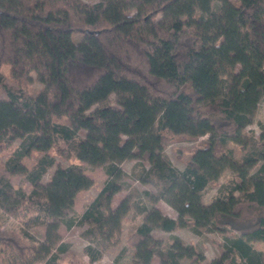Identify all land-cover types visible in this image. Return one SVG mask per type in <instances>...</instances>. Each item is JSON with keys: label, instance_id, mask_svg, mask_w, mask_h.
I'll return each instance as SVG.
<instances>
[{"label": "trees", "instance_id": "obj_1", "mask_svg": "<svg viewBox=\"0 0 264 264\" xmlns=\"http://www.w3.org/2000/svg\"><path fill=\"white\" fill-rule=\"evenodd\" d=\"M96 1L0 0V153L20 141L0 163V208L25 228L46 227L45 240L36 242L0 222V264H60L66 245L58 230L68 218L85 227L84 251L95 262L134 206L148 217L129 239V264L154 257L203 264L198 248L180 238L165 246L152 235L185 227L222 237L223 251L211 264H264V252L252 245L264 243V125L259 140L246 131L264 99V0ZM75 32L85 34L80 43ZM35 80L43 88L32 97ZM181 136L198 141L182 170L165 155ZM37 143L43 156L28 169L22 159ZM55 156L107 174L82 214L77 195L93 180L80 165L58 167L53 208L41 178ZM127 160L149 163L137 179L151 184L155 192L146 197L165 201L177 219L129 197L113 207ZM227 169L231 178L204 203ZM15 174L31 182V193L11 184Z\"/></svg>", "mask_w": 264, "mask_h": 264}, {"label": "rangeland", "instance_id": "obj_2", "mask_svg": "<svg viewBox=\"0 0 264 264\" xmlns=\"http://www.w3.org/2000/svg\"><path fill=\"white\" fill-rule=\"evenodd\" d=\"M85 2L92 4L97 1L85 0ZM219 7L220 3L215 1L213 4V10L218 9ZM84 35V33L75 32L72 35V39L75 43H80L83 40ZM9 70V67L2 68V72L5 74H9ZM33 77L35 78V76ZM42 88L43 86L35 80L28 88V91L32 97H36ZM115 100V96H112V105H117ZM257 108L258 110L253 117L252 123L246 129V131L250 133L255 140H259L262 135V126L264 125V99L261 100L259 107ZM206 139H208V135L201 137L199 140L206 141ZM19 144L20 141L15 140L10 143L9 146L4 147L3 151L0 153L1 164H6L8 158L13 155ZM197 144L198 141L190 140L181 136L179 139L172 141L171 144L167 146L165 155L175 167L182 170L191 158L192 150L195 146H197ZM230 146L235 151V159H241L240 157H242V154L239 151V147L232 144ZM42 156L39 144L37 143L33 148H31L29 155L22 159V164H24L28 169H32ZM73 164L80 165L84 169L85 174L93 180V184L89 189L83 190L77 195V205L75 206V210L77 213L82 214L85 207L96 198L107 179V174L103 167H94L75 158L69 159L55 156V163L48 169V172L43 175L41 183L47 187L48 194L50 191V199L54 208L56 204V190L52 189V174L58 167H67ZM145 166H149V163L139 160H127L121 164V167L126 175L122 179L123 190L115 196L113 200V207H116L122 199L129 197L131 202H139L140 206H145L149 209V211L153 207H156L164 215L177 219V212L165 201L158 200L157 202H153L146 197L145 191L154 193L155 189L151 184H144L137 179V174ZM253 171L256 170L254 169ZM232 175L233 171H231V169L225 170L223 176H221L217 183L211 185L206 190L204 196H202L203 202L210 203L213 196L216 195L219 190V187L226 183L227 179L231 178ZM10 182L14 187L23 189L27 193H31L33 190L31 182L22 174L12 175L10 177ZM147 217L148 213H140L139 209L135 208V206L132 207L125 219L122 221L117 239L113 242L104 243L102 245V258L95 262H90L89 257L84 251L85 247L90 244V240L85 238L83 235L85 227L76 225L73 219L68 218L65 220L66 224L62 223L58 230L61 243L66 245V250L61 255L62 260L60 264H74L75 262L80 264H129L135 253L134 248L129 243V239L138 226L145 219H147ZM0 222L3 224V229L16 231L26 239L34 240L36 242H42L45 240V226L25 228L19 219L7 216L1 208ZM152 235L157 239H161L165 246H169L174 238H180L186 245L198 248V250L204 255L203 264H211L214 261V258L218 257L223 251L222 237L206 229H203L201 230V233L196 234L189 227L177 228L172 233L155 228ZM195 258H184L180 261V264H199ZM151 264H161V260L158 257H154Z\"/></svg>", "mask_w": 264, "mask_h": 264}, {"label": "crops", "instance_id": "obj_3", "mask_svg": "<svg viewBox=\"0 0 264 264\" xmlns=\"http://www.w3.org/2000/svg\"><path fill=\"white\" fill-rule=\"evenodd\" d=\"M257 244V245H256ZM252 245H254V247L260 252H264V243L263 242H254L252 243ZM258 246V247H256Z\"/></svg>", "mask_w": 264, "mask_h": 264}]
</instances>
